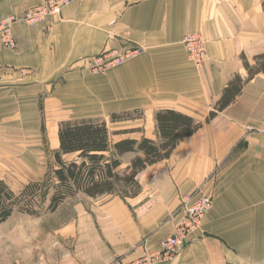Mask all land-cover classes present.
<instances>
[{
  "label": "crops",
  "instance_id": "0c3cea01",
  "mask_svg": "<svg viewBox=\"0 0 264 264\" xmlns=\"http://www.w3.org/2000/svg\"><path fill=\"white\" fill-rule=\"evenodd\" d=\"M45 1L0 0V21ZM187 33L204 36L201 67L187 58ZM11 34L15 49L0 40V180L41 170L45 153L29 140L49 138L56 153L63 122L104 121L113 144L160 142L158 111L202 124L137 175L136 196L67 199L74 222L60 226V264H134L159 253L184 220L183 200L203 194L212 208L201 227L179 255L157 264H264V135L248 130L264 114V70L256 71L264 64V0H74L59 19L18 22ZM134 48L142 50L104 74L85 64ZM235 78L244 81L240 93L209 119Z\"/></svg>",
  "mask_w": 264,
  "mask_h": 264
},
{
  "label": "trees",
  "instance_id": "16d2710c",
  "mask_svg": "<svg viewBox=\"0 0 264 264\" xmlns=\"http://www.w3.org/2000/svg\"><path fill=\"white\" fill-rule=\"evenodd\" d=\"M264 70V64L256 71ZM250 79V77H249ZM244 81L235 78L227 85L219 106L210 113L213 119L216 112L224 110L240 93ZM123 117L113 115L112 120ZM157 132L160 142L143 138L140 142L133 139L112 143L107 125L101 120L84 119L82 121L63 122L58 128L59 146L53 154L54 164L50 167V178L44 184V198L52 191L48 211L55 212L58 206L67 198L79 193L91 198L103 195L117 194L121 198H129L139 193L137 175L146 167L168 159L172 151L185 137L192 136L202 124H196L186 115L170 111H158L155 115ZM128 153L134 154L128 165L124 167L121 158ZM75 154L76 161L64 163L62 156ZM51 179L54 180L51 183ZM38 183L29 184L21 195L30 192L32 197L37 195ZM42 196V197H43ZM19 196L14 195L4 181L0 180V224L9 218ZM29 206V207H26ZM31 204H26V214H35Z\"/></svg>",
  "mask_w": 264,
  "mask_h": 264
},
{
  "label": "rangeland",
  "instance_id": "374dc122",
  "mask_svg": "<svg viewBox=\"0 0 264 264\" xmlns=\"http://www.w3.org/2000/svg\"><path fill=\"white\" fill-rule=\"evenodd\" d=\"M38 107L41 111L42 107ZM130 116L127 118L123 116L121 119L127 120ZM29 142L31 144L28 147L30 150L36 151L40 147L41 152L45 153L40 157V168L42 167V169L29 171L28 173L14 172L13 175L9 174V177L4 180L9 190L19 198L12 215L0 224V264H60V226L74 222V213H71L72 208L70 207L72 205H63L67 199L71 198L65 199L55 212L48 211L52 191L49 190L48 196L44 198L45 187L42 184L50 178V171L53 170L50 167L55 166L54 153L50 150L49 138L43 137L39 140V146L34 144L36 142L34 139H30ZM128 159L130 157L121 161L124 162L123 165L129 163ZM64 163H66V160ZM52 182L55 183L53 179H51ZM32 183H39L40 186H43L39 188L37 195L32 197L30 192L24 196L21 195L25 187ZM194 197L196 195L192 197L188 195L183 200V211L184 202H187L189 198L192 200ZM28 203L32 205L31 208L36 215H29L22 211L29 207H25Z\"/></svg>",
  "mask_w": 264,
  "mask_h": 264
},
{
  "label": "built area",
  "instance_id": "2783aa9c",
  "mask_svg": "<svg viewBox=\"0 0 264 264\" xmlns=\"http://www.w3.org/2000/svg\"><path fill=\"white\" fill-rule=\"evenodd\" d=\"M74 0H46L43 4L27 10L21 18L10 16L0 21V40L4 48L9 50L16 47L15 40L11 34V26L14 23L22 22L29 25H39L46 20H57L63 9L67 8ZM188 60L198 68L203 65L206 58L205 39L202 33H187L182 40ZM142 48H134L125 51L111 50L105 51L97 57L87 59L85 64L95 72L104 74L113 66L122 64L126 59L131 58L141 52ZM251 132L264 135V114L261 126L256 130L248 129ZM195 196V195H191ZM184 220L178 225L176 233L172 237L165 239L161 243L159 253L146 254L145 257L134 264H157L160 261L168 260L179 255L188 242L190 235L195 233L201 225L203 216L212 208V198L208 195H201L187 199L184 202Z\"/></svg>",
  "mask_w": 264,
  "mask_h": 264
}]
</instances>
